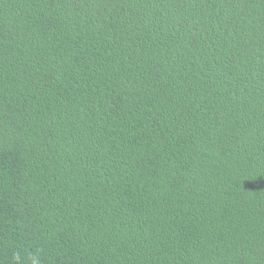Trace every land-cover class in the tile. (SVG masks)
Here are the masks:
<instances>
[{
    "label": "trees",
    "instance_id": "1",
    "mask_svg": "<svg viewBox=\"0 0 264 264\" xmlns=\"http://www.w3.org/2000/svg\"><path fill=\"white\" fill-rule=\"evenodd\" d=\"M264 264V0H0V264Z\"/></svg>",
    "mask_w": 264,
    "mask_h": 264
},
{
    "label": "clouds",
    "instance_id": "2",
    "mask_svg": "<svg viewBox=\"0 0 264 264\" xmlns=\"http://www.w3.org/2000/svg\"><path fill=\"white\" fill-rule=\"evenodd\" d=\"M33 264H37V261L35 258H33Z\"/></svg>",
    "mask_w": 264,
    "mask_h": 264
}]
</instances>
